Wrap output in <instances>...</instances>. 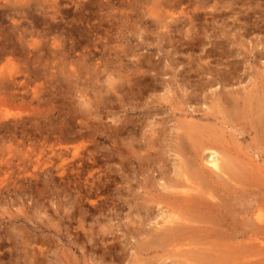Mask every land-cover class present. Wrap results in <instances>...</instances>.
I'll list each match as a JSON object with an SVG mask.
<instances>
[{
    "label": "rangeland",
    "instance_id": "rangeland-1",
    "mask_svg": "<svg viewBox=\"0 0 264 264\" xmlns=\"http://www.w3.org/2000/svg\"><path fill=\"white\" fill-rule=\"evenodd\" d=\"M263 4L0 0V264H264V250L243 257L264 239L249 223L264 213ZM208 143L242 170L237 189L204 166ZM194 162L213 177L214 213L180 198ZM169 204L213 226L161 241Z\"/></svg>",
    "mask_w": 264,
    "mask_h": 264
},
{
    "label": "bare ground",
    "instance_id": "bare-ground-1",
    "mask_svg": "<svg viewBox=\"0 0 264 264\" xmlns=\"http://www.w3.org/2000/svg\"><path fill=\"white\" fill-rule=\"evenodd\" d=\"M237 1V0H236ZM255 1V0H254ZM234 2V1H233ZM251 2V1H250ZM253 2V1H252ZM242 3H243V1H242ZM258 3V2H257ZM256 3V4H257ZM246 4V3H245ZM251 4V3H250ZM235 5V4H234ZM243 6H244V4H242ZM264 5V4H263ZM247 6V5H246ZM248 6H250V5H248ZM252 6V5H251ZM238 7V6H237ZM236 7V8H237ZM255 6H252V8H254ZM259 8V7H258ZM258 8H256L257 10H258ZM244 9V8H243ZM241 10V8H238V10H241V11H244V10ZM247 9V8H246ZM255 9V8H254ZM237 10V9H236ZM241 11L239 12V13H241ZM246 11H249V9L248 10H246ZM252 11V10H251ZM251 11H249V12H251ZM259 11V10H258ZM257 11V12H258ZM234 12V11H233ZM245 12V11H244ZM257 12H256V14H257ZM260 12V11H259ZM258 12V13H259ZM246 14H248L247 12H245ZM244 13V14H245ZM260 13H264V12H260ZM259 13V14H260ZM233 14V13H232ZM234 14H236V13H234ZM241 14H243V13H241ZM243 14V15H244ZM250 14H252V13H250ZM233 17H235L234 15H232ZM238 16V15H237ZM246 16H248V15H246ZM254 16H256V15H254L253 14V17L252 18H255ZM159 17H160V15H159ZM158 16H157V18H159ZM168 17V16H167ZM172 17V16H171ZM244 16H242V18H243ZM249 17V16H248ZM257 17V16H256ZM236 18V17H235ZM234 18V20H236ZM239 18V17H238ZM237 18V19H238ZM251 18V17H250ZM249 18V19H250ZM263 18V17H262ZM167 19V18H166ZM248 19V20H249ZM256 19H258V18H256ZM159 20V19H158ZM165 20V19H164ZM239 20H241V19H239ZM238 20V21H239ZM244 20H245V18H244ZM247 20V21H248ZM237 21V22H238ZM246 21V20H245ZM247 21H246V23H247ZM160 22V20L158 21V23ZM236 22V23H237ZM244 22V21H243ZM242 22V25H245V27H247V29H248V26H246V23L244 24ZM252 22V21H251ZM258 22V21H257ZM256 22V23H257ZM161 23H162V20H161ZM161 23H159L160 25H161ZM236 23H234V24H236ZM239 23V22H238ZM237 23V24H238ZM249 23V22H248ZM253 23H254V20H253ZM256 23H254V24H256ZM240 24H241V22H240ZM261 24V23H260ZM263 24V23H262ZM168 27H169V25H167ZM239 26V24L237 25V26H235V27H238ZM163 27V26H162ZM164 27H166V25H164ZM242 26H240V28H241ZM244 27V28H245ZM250 27H254L253 25H251ZM249 27V28H250ZM258 27V26H257ZM160 28V27H159ZM243 27L241 28V29H244ZM263 28V27H262ZM170 29V28H169ZM246 29V28H245ZM251 29V28H250ZM259 29V28H258ZM165 30V29H164ZM168 29H166V31H167ZM255 30V29H254ZM170 31H171V29H170ZM161 32H163L162 31V28H161ZM168 32V31H167ZM264 32V31H263ZM188 33H189V30H188ZM256 33V32H255ZM160 34V33H159ZM252 34H253V32H252ZM251 34V35H252ZM257 35V34H256ZM261 36H262V34L260 35V38H261ZM258 40V39H257ZM259 41H261V39H259ZM262 42V41H261ZM258 43V42H257ZM256 43V44H257ZM254 45V44H253ZM258 45V44H257ZM263 48V47H262ZM254 49H257V48H254ZM253 50V49H252ZM251 50V51H252ZM260 50V49H259ZM262 56H264L263 55V53L261 54V59H262ZM237 66V65H236ZM233 67V66H232ZM233 68H235V67H233ZM234 70H237V68L236 69H234ZM234 70H232V72L234 73ZM264 70V69H263ZM236 72V71H235ZM263 72V71H262ZM259 74V73H258ZM260 74H262V73H260ZM259 74V76L261 77V75ZM234 75V74H233ZM262 75H264V74H262ZM235 76V75H234ZM233 76V77H234ZM235 77H237V76H235ZM234 77V78H235ZM233 78V79H234ZM262 78H263V76H262ZM257 79V78H256ZM260 80V79H259ZM257 81H258V79H257ZM256 81H254V84H257V83H255ZM261 82H263V81H261ZM253 84V85H254ZM259 84V83H258ZM252 85V86H253ZM258 86V85H257ZM261 86V85H260ZM259 86V87H260ZM254 87V86H253ZM262 87V86H261ZM252 88V87H251ZM251 88H249V89H251ZM1 89H3V88H1ZM253 89V88H252ZM255 89H257L256 87L254 88V90ZM248 90V89H247ZM245 92H246V90H244ZM253 91V90H252ZM256 92V91H255ZM258 92V91H257ZM239 93H240V91H239ZM244 93V92H243ZM249 93V92H248ZM252 94V93H251ZM250 94V97L252 96ZM255 94V93H254ZM257 94V93H256ZM233 95H235V94H233ZM232 95V96H233ZM247 95V94H246ZM262 95V94H261ZM260 95V96H261ZM264 95V94H263ZM249 96V95H248ZM254 96V95H253ZM252 96V97H253ZM239 97L240 98H238V99H241V96L239 95ZM249 97V98H250ZM234 100H236L235 99V96L234 97H232ZM231 98V99H232ZM237 98V97H236ZM244 98H247V97H244ZM247 98L245 101V103L247 104V106L248 107H246V110H244L243 109V111H246V112H243V114L244 115H246L247 116V112H249L250 113V111H247V108H249L250 106L249 105H252V104H249V100H252V98ZM260 97H258V99H256V97H255V99L256 100H258V105H260V103H263L264 104V102H261V100L259 99ZM261 98H263V96H261ZM230 99V100H231ZM264 99V98H263ZM262 99V101H264ZM242 100H243V97H242ZM260 100V101H259ZM248 101V102H247ZM242 102V101H241ZM240 102V103H241ZM244 102V101H243ZM256 102H255V105L258 107V105L256 104ZM232 104H233V102H231ZM252 103V102H251ZM243 104V106H245L244 105V103H242ZM242 104H240V105H242ZM233 105H235V106H237L235 109H237V108H239V105L237 104V101H236V104H233ZM254 105V106H255ZM256 106L254 107L255 109H256ZM251 109L253 110V108H252V106H251ZM258 109V108H257ZM238 110V109H237ZM241 110V109H240ZM240 110H238L237 112H235V114H234V116L238 113V116H239V114L241 113L240 112ZM249 110H250V108H249ZM251 110V111H252ZM254 112H256V111H253V113ZM258 112L261 114H259L258 115ZM247 113V114H246ZM252 113V112H251ZM257 116H255L254 115V117L256 118L255 120L256 121H254L253 120V118L251 119V120H253L256 124H258V127L260 126V129L262 128V134L264 133V116H263V114H264V108H259L258 110H257ZM256 113H254V114H256ZM244 115H242L243 116V118H241V119H243V120H245V116ZM234 116H233V118H234ZM253 116V115H252ZM236 117V116H235ZM247 117H249V116H247ZM238 118V117H237ZM250 118V117H249ZM236 120H238V119H236ZM235 120V121H236ZM240 120V119H239ZM248 121H249V119H247ZM242 121V120H241ZM245 122H247V121H245ZM251 122V121H250ZM250 122H248V123H250ZM254 126V125H253ZM255 127V126H254ZM257 127V126H256ZM255 127V128H256ZM252 128V127H251ZM257 129H259V128H257ZM259 129V130H260ZM258 130V131H259ZM260 132V131H259ZM257 135V134H256ZM264 135V134H263ZM263 138H264V136H262ZM145 143H146V141H145ZM144 143V144H145ZM147 143H149V141L147 142ZM151 143V142H150ZM151 145V144H150ZM150 145H148V148H149V146ZM153 145H155V144H153ZM192 145V144H191ZM206 145V144H205ZM152 146V145H151ZM157 146H159V144L157 145ZM190 147H193V146H190ZM199 147H201V146H199ZM198 147V148H199ZM145 148V147H144ZM144 148H142L143 150H144ZM146 148H147V146H146ZM150 149V148H149ZM148 149V150H149ZM152 149V148H151ZM191 149V148H190ZM194 149V148H193ZM196 149V148H195ZM194 149V150H195ZM203 149V151H204V153L203 154H201V156L203 157L202 159H203V163H205L204 164V166L206 167V168H208L212 173H215L216 175H218V176H222V175H227L228 176V178L230 177H232L234 174L235 175H238L240 172H242V170L239 172V171H237V168L238 167H236V164H234L233 163V161L231 160V159H229V158H227V156H225V154L221 151V150H219V148L217 147V146H214V145H209V143H208V145L206 146V147H204V148H202ZM202 149H200V150H202ZM198 151V150H197ZM202 151V152H203ZM205 151H207V152H205ZM146 152V151H145ZM193 153H194V151H192ZM201 152V151H200ZM191 153V152H190ZM206 153V154H205ZM144 154V153H143ZM183 154V153H182ZM148 156H149V154H147ZM185 155V154H184ZM145 156H146V154H145ZM145 156H143V157H145ZM148 156H146V157H148ZM198 156V155H197ZM200 156V157H201ZM183 157V156H182ZM196 158V156L194 155L193 156V158ZM206 157V158H205ZM184 158V157H183ZM201 159V158H200ZM201 159V160H202ZM198 161V160H197ZM187 161H185V163H186ZM193 162V161H192ZM198 162H200V161H198ZM182 163V162H181ZM202 163V164H203ZM201 164V165H202ZM182 165V164H181ZM184 166H188L187 168H189V170L187 169L186 171H185V173H184V175L186 176V179H185V184L183 185V188H182V190H180V192H179V195H181L180 196V198H182L183 199V201H184V203H187L188 205L189 204H191V203H194V202H196L198 205H200V204H202L203 206H204V208H203V210L205 211V214H208V213H214L215 212V210H218V204H217V197L215 196V194H213L212 192H211V190H208V188H212V187H208L211 183H210V180L213 178V177H211V174H210V172H209V170H208V172L206 171V170H204L203 168H201L200 166H198L197 164H195V162L194 163H191V164H188V165H184ZM184 166H182V169H183V167ZM181 169V168H180ZM185 170V169H184ZM187 173H189V174H187ZM236 173H238V174H236ZM243 173H244V171H243ZM243 173L241 174V176L243 175ZM213 175V174H212ZM180 176V175H179ZM215 176V175H214ZM240 176V175H239ZM239 176L238 177H236V178H234V180L230 183V185L233 183V185L236 183V181H239L240 179H242V177H240L239 178ZM191 177H195L194 179H199V182H204V181H206V185H202L203 183H199V182H194L193 180H192V178ZM234 177V176H233ZM191 178V179H190ZM215 178H217L216 176H215ZM224 178L226 179V177L224 176ZM229 178V179H230ZM217 179H219V178H217ZM230 179V180H231ZM237 179V180H236ZM214 180V179H213ZM216 180V179H215ZM220 180V179H219ZM236 180V181H235ZM180 184V186L183 184H181V181L183 182L184 180H182L181 178H180V181L179 180H177ZM176 181V182H177ZM208 182V183H207ZM221 182V181H220ZM226 182H228V183H226ZM225 183H226V185L228 186V184H229V181H225ZM240 183V182H239ZM177 184V183H176ZM221 185L223 184L222 182L220 183ZM240 184H243V186L245 185V183H240ZM171 185V184H170ZM208 185V186H207ZM212 186H213V184H211ZM210 185V186H211ZM220 185V186H221ZM238 184H236V185H234L235 186V189H237L236 188V186H237ZM223 186V185H222ZM226 186V187H227ZM165 187H167V186H165ZM178 187V186H177ZM224 187V186H223ZM228 187H230V186H228ZM227 187V188H228ZM245 187V186H244ZM247 187V186H246ZM245 187V188H246ZM169 188H170V186H169ZM168 188V189H169ZM173 188H176V186L174 187L173 186ZM172 188V189H173ZM207 188V190H205ZM232 188V187H231ZM234 188V187H233ZM231 189V191H233L234 189ZM240 189H243L244 190V188H241V187H239ZM177 189V188H176ZM175 189V190H176ZM180 189H181V187H180ZM212 189H214L213 191H215V188H212ZM171 190V189H170ZM222 190V189H221ZM173 191V190H172ZM225 191H226V189H225ZM236 191V190H235ZM242 191V190H241ZM238 192V191H237ZM228 193H229V189H228ZM227 193V194H228ZM232 193V192H231ZM234 193V192H233ZM204 194H206L207 196H204ZM221 194H222V192L220 193V196H221ZM224 195V194H223ZM223 195H222V197H223ZM234 195V194H233ZM235 195L237 196V193H235ZM226 196V195H225ZM229 197L231 196L230 195V193H229V195H228ZM227 196V197H228ZM239 196V195H238ZM237 196V199L241 196H239L238 197ZM204 197H207L208 198V200H206V201H203V198ZM228 197V198H229ZM232 198V197H231ZM199 199H201V200H199ZM220 199V198H219ZM234 199H236V198H233V200ZM243 200V199H242ZM241 200V201H242ZM199 201V202H198ZM201 201V202H200ZM211 201V202H210ZM215 201V202H214ZM238 201H240V200H238ZM224 202H225V200H224ZM227 202H229V201H226V203ZM232 202V201H231ZM234 202V201H233ZM236 202V201H235ZM179 203V202H178ZM219 203V202H218ZM238 203V204H237ZM236 203V206L238 205L239 206V202H237ZM166 204V203H165ZM172 204V203H171ZM173 204H175V203H173ZM172 204V205H173ZM177 204V203H176ZM176 204H175V206H176ZM231 204V203H230ZM178 206H180L179 204H177ZM192 205V204H191ZM202 205H200L199 207H202ZM228 205V204H227ZM226 205V207L225 208H227L228 206ZM232 205V204H231ZM167 206V205H166ZM170 206V204L168 205V207H167V211H165V214H163V220H162V222L164 221V223L163 224H166V223H169V224H166V225H168L167 226V228H163V232H160V234H159V236H158V234H157V236H158V238L159 239H161V241H166V239H168V241L171 239V238H173V237H176V239H178L177 237H181L180 239L182 240V241H184V238H185V234L184 233H188L189 231H191V232H194L195 234H196V231L197 230H195V229H198L197 228V226L199 227V225H194V224H203V222H208V224H210V225H208L207 226V224L206 223H204V224H206V225H204V230H208L209 229V226H210V228H211V226H213V225H211V224H213L214 222H210L209 223V221L210 220H208L209 218H207V216L205 217V216H202V215H194V214H191L192 213V211H189V209L187 210V211H189V213L187 214V215H184L183 213L184 212H186V211H183V215H181L180 213L181 212H179V209L176 211L175 209H177V208H175L174 210H172V208H173V206L170 208L169 207ZM174 206V207H175ZM190 206V205H189ZM195 207V206H194ZM193 207V208H194ZM220 207V206H219ZM223 207V206H222ZM221 207V208H222ZM241 207V205L239 206V208ZM170 208V209H169ZM182 208V207H181ZM197 208V207H196ZM195 208V209H196ZM220 208V209H221ZM230 207H228V209H229ZM234 208H235V206H234ZM239 208H237V209H239ZM182 209H184V208H182ZM236 209V208H235ZM234 209V210H235ZM241 209H246L244 206H242V208H240L239 210H241ZM264 209V208H263ZM203 210H202V212L201 211H199V212H201V213H203ZM225 210V209H224ZM224 210H222V212H224ZM238 210V211H239ZM246 210H248V208L246 209ZM163 211V210H162ZM181 211V210H180ZM226 211V210H225ZM229 212H230V210H228ZM228 211H226L227 212V215H228ZM232 211V210H231ZM236 211V213L238 212L237 210H235ZM234 211V212H235ZM191 212V213H190ZM219 212V211H218ZM217 212V213H218ZM220 212H221V210H220ZM246 212H248V211H246ZM161 213H164V212H161ZM231 213V212H230ZM235 213V214H236ZM239 213H240V211H239ZM242 213V212H241ZM218 214H220V213H218ZM233 216L235 215L233 212L231 213ZM243 215L244 214H246V213H244V211H243V213H242ZM249 214L251 215V217L249 218V219H252V220H249L248 219V217H247V219H245V221H242V223H245L244 224V226L245 225H247L248 226V224L250 223H252V222H250V221H253L255 224L257 223V224H259V226H262L261 228L262 229H264V213H263V210L261 209V207H259V208H256L255 210H252V211H250L249 212ZM230 215V214H229ZM242 215V217L241 218H243L244 216ZM201 218H200V217ZM216 216V215H215ZM221 216H222V214H221ZM231 216V215H230ZM229 216V218H233L232 216L230 217ZM241 216V215H240ZM245 217V218H246ZM227 218H228V216H227ZM219 219H220V217H219ZM226 219V218H225ZM234 219V218H233ZM206 220V221H205ZM241 220H243V219H241ZM248 220H249V223H247L248 222ZM223 221V220H222ZM225 221V220H224ZM218 222V221H217ZM216 222V223H217ZM241 222V221H240ZM219 223V222H218ZM162 224V225H163ZM202 224H201V226H202ZM170 225V226H169ZM253 225V224H252ZM201 226L199 227V228H201ZM215 226V225H214ZM246 226V227H247ZM254 227H255V225H253ZM163 227V226H162ZM206 227V228H205ZM257 227V226H256ZM255 227V228H256ZM160 228V227H159ZM159 228H158V230H159ZM161 229V228H160ZM258 229H260V228H258ZM261 229V230H262ZM193 230V231H192ZM202 228H201V231H200V229H199V232H197V236H199L200 234H204V233H202V231L203 232H205ZM213 230H215V229H213ZM249 230H251V228L249 229ZM188 231V232H187ZM215 231H217L218 232V230H215ZM215 231H212L213 233H216ZM220 231L221 230H219V233H220ZM159 232V231H158ZM157 232V233H158ZM190 232V234H188V236H190V238H193V241L192 242H194V236L192 237L191 235H192V233ZM222 232V231H221ZM200 233V234H199ZM223 233V232H222ZM242 233H244V231L242 232ZM262 233V232H261ZM260 232H259V237H260V234H261ZM182 234H184V236H181ZM206 234H207V232H206ZM194 235V234H193ZM214 235V234H213ZM204 236H206V235H203V237ZM226 236V235H225ZM242 236V235H241ZM261 236H263L262 238H264V235H261ZM202 237V236H201ZM209 237V236H208ZM224 237V236H223ZM259 237H254V239L252 240V241H255L254 242V244L256 243V242H258V245H256L255 246V248H257V249H259V251L257 252V249H255V248H252L255 252H253V250H250V251H252V252H250L249 253V255L246 253V255L244 254H241V255H243V257H245V258H257V259H260V257L262 256V252L261 251H263L264 250V239L263 240H261ZM154 238H155V236H154ZM189 237H186V240L185 241H187V239H188ZM189 238V239H190ZM197 238H199V239H204V241H206L205 240V237L204 238H200V237H197ZM197 238L195 237V239L197 240ZM207 238V237H206ZM211 238V237H210ZM210 238H208L209 240H210ZM253 238V237H252ZM199 239H198V241H199ZM208 239H207V241H208ZM235 239H236V237H235ZM153 240V239H152ZM157 240V239H156ZM172 240V239H171ZM192 240V239H191ZM190 240V241H191ZM212 240V239H211ZM210 240V241H211ZM214 240H216L215 238H214ZM214 240L213 241H208L207 243H211V244H213L212 242H214ZM219 240V239H218ZM168 241H166V242H168ZM182 241H180V244L182 243ZM200 241H202V240H200ZM249 241H251V238H250V240ZM154 242H157V241H154ZM158 242H159V240H158ZM173 242V241H172ZM188 242H189V240H188ZM188 242H186L185 244H189ZM191 242V243H192ZM159 243H162V242H159ZM190 243V244H191ZM196 243H197V241H196ZM202 243V242H201ZM206 243V242H205ZM210 243H209V245H210ZM215 243V242H214ZM157 245H158V243H157ZM177 244H175V246H176ZM184 245V244H183ZM192 245V244H191ZM193 245H194V243H193ZM185 246V245H184ZM206 248L208 247L207 245H204ZM249 246V245H248ZM180 250V249H179ZM238 250H240L239 249V247H238ZM241 251H242V249H241ZM240 251V252H241ZM207 254V253H206ZM253 258V259H254ZM261 260V262H262V260L263 259H260ZM259 260V261H260ZM255 262V261H254ZM260 262V263H261ZM258 263V262H257ZM263 263V262H262ZM261 263V264H262ZM249 264V263H248ZM254 264V263H253Z\"/></svg>",
    "mask_w": 264,
    "mask_h": 264
}]
</instances>
